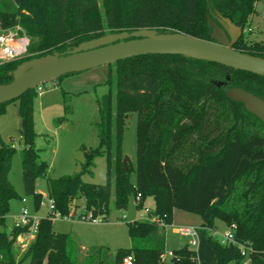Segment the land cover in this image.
<instances>
[{"label": "trees", "instance_id": "16d2710c", "mask_svg": "<svg viewBox=\"0 0 264 264\" xmlns=\"http://www.w3.org/2000/svg\"><path fill=\"white\" fill-rule=\"evenodd\" d=\"M258 1L0 0L1 26L20 25L31 42L28 57L0 66V86L11 83L10 74L26 61L108 34L149 29L213 42L206 18L213 20L211 14L248 32ZM248 36L243 35L234 49L264 59V42ZM108 68L114 70L104 84L108 91L97 100L99 146L83 171L88 172L95 157L105 156L107 183L89 184L82 175L48 179L47 194L56 210L67 216L83 205L93 217L106 221L112 200L117 210L125 211L131 196H142L138 209L153 198V215L164 226L129 223L131 247L117 252L115 264L129 256L133 264H165V231L175 210L199 216L204 234L215 231L216 220L236 227L235 245L208 237L216 264H243L241 247L250 251V264H264V125L226 95L228 89L238 88L264 100V78L181 56H143ZM35 94L29 91L19 99V116L24 192L39 208L37 183L47 177L48 165L35 147ZM133 114L138 119L134 170L124 167L122 153L123 131ZM14 152L13 144H5L0 134L1 226L11 202L21 199L9 179ZM27 231L14 226L10 234L0 233V264H104L102 253L94 249L80 262L79 245L73 237L56 233L49 215L40 220L35 238L19 254L16 240ZM172 262L198 264L197 253L185 246L173 252Z\"/></svg>", "mask_w": 264, "mask_h": 264}, {"label": "rangeland", "instance_id": "374dc122", "mask_svg": "<svg viewBox=\"0 0 264 264\" xmlns=\"http://www.w3.org/2000/svg\"><path fill=\"white\" fill-rule=\"evenodd\" d=\"M256 15L252 19L249 40L264 42V0L256 4ZM208 22L212 18L206 17ZM211 27V26H210ZM212 34V33H211ZM37 46V42H34ZM78 45H74L77 47ZM69 47V46H68ZM67 47V49H68ZM66 49V50H67ZM66 50L64 52H66ZM114 70L100 67L92 71L76 74L44 85L41 92L36 91L33 99V116L35 147L40 160L48 165V174L45 179L37 183L36 192L41 195L39 208H36L33 196L24 192L22 176V150L24 148L21 138V118L19 116L20 101L16 100L3 105L4 112L0 114V134L5 144H13L15 148L10 182L21 199L11 202L10 212L5 217V225H0V233L10 234L17 218L23 209H27L31 216L45 218L48 215L46 207L47 180H56L63 177L82 175V180L89 184L105 185L107 183V158L97 156L92 160L88 172L83 174L90 158V153L99 146V100L108 89L104 85L109 73ZM229 90V89H228ZM137 115L133 114L126 122L123 131L122 153L128 159L127 165L136 168L137 162ZM124 161V160H123ZM131 181L135 182V174L131 173ZM25 199L26 203L22 200ZM44 201V202H42ZM145 208L152 209L153 198H148ZM44 205V206H43ZM82 209L80 205L75 213ZM72 211V212H73ZM90 217V216H88ZM174 220L166 228L165 264H173V252L188 246L197 253L198 264H215L217 254L208 242V237L213 236L220 241L230 228L223 222H214L215 231L207 230L206 234L199 232V246H189L188 239L175 233L182 227L201 228V218L197 215L183 211H174ZM140 211L137 209L136 200L131 196L128 208L119 211L112 200L109 206V218L101 223L66 221L63 218L53 220V229L58 234H66L74 241L89 251L94 249L100 254L104 264H115L119 250L129 249L128 224L141 222ZM16 250L23 253L24 249L16 242ZM87 251L80 249V262ZM37 264H42L38 262ZM243 264H250V251L246 249Z\"/></svg>", "mask_w": 264, "mask_h": 264}, {"label": "water", "instance_id": "95a60500", "mask_svg": "<svg viewBox=\"0 0 264 264\" xmlns=\"http://www.w3.org/2000/svg\"><path fill=\"white\" fill-rule=\"evenodd\" d=\"M213 42L180 33L137 30L113 33L81 43L65 54L54 53L22 63L10 74L11 83L0 86V105L19 100L29 91L76 75L109 67L118 62L143 56H181L186 59L214 63L264 78V59L237 52L234 47L243 29L229 19L211 14ZM228 99L244 105L246 111L264 125V100L238 88L226 91ZM128 159H124L126 168Z\"/></svg>", "mask_w": 264, "mask_h": 264}, {"label": "built area", "instance_id": "2783aa9c", "mask_svg": "<svg viewBox=\"0 0 264 264\" xmlns=\"http://www.w3.org/2000/svg\"><path fill=\"white\" fill-rule=\"evenodd\" d=\"M30 39L24 29L20 25H15L12 28L4 29L0 24V66L22 60L29 56L30 49ZM43 86L36 89V91L41 92ZM14 148V146H13ZM46 207L48 209V215L54 219H64L68 221H77L81 222H92V223H101L104 222L101 218L93 217L91 213L82 205V209L79 213H75V211H71L69 215L63 216L56 210L55 202L46 195ZM136 205L137 209L142 204V196L138 195L136 197ZM23 203H26V200H22ZM44 202V201H42ZM145 203L143 204L140 211V218L143 222L157 223L161 227H163L162 221L153 215L154 210H150L145 208ZM44 206V205H43ZM90 216V217H88ZM40 218L35 216H31L27 209H23L20 216L17 218L15 222L16 228H27L28 231L22 235H20L16 242L24 247H27L29 243L35 238L38 230V226L40 223ZM236 227L233 225L230 227V230L224 235V237L219 241L222 245H235L234 241V231ZM199 230L191 227H182L175 231L177 235L182 238L188 239L189 246L193 248L198 247L199 245ZM243 254H246V249L241 247ZM123 264H133V257L129 256L123 260Z\"/></svg>", "mask_w": 264, "mask_h": 264}, {"label": "crops", "instance_id": "0c3cea01", "mask_svg": "<svg viewBox=\"0 0 264 264\" xmlns=\"http://www.w3.org/2000/svg\"><path fill=\"white\" fill-rule=\"evenodd\" d=\"M147 202H148V201H146V203H147ZM152 204H153V206H152L153 208H152L151 210H154V209H155V202H154V200H153V203H152ZM173 216H174V214H173ZM173 220H174V217H173ZM142 222H143V221H142ZM201 226H202V222H201ZM32 241H33V240H32ZM32 241H31V242H32ZM31 242H30V243H31ZM30 243H29V244H30ZM198 246H199V245H198ZM196 248H197V247H196ZM80 249H81V251H84V252L87 251V249H84L83 246H81ZM216 260H217V258H216ZM39 263H40V262H39ZM36 264H37V263H36ZM42 264H45V263L42 262ZM215 264H216V262H215Z\"/></svg>", "mask_w": 264, "mask_h": 264}, {"label": "flooded vegetation", "instance_id": "af4514ba", "mask_svg": "<svg viewBox=\"0 0 264 264\" xmlns=\"http://www.w3.org/2000/svg\"><path fill=\"white\" fill-rule=\"evenodd\" d=\"M244 31V33H243V35H247L248 34V32H246L245 30H243ZM250 31V30H249ZM249 33H251V32H249ZM243 37V36H242ZM240 41V40H239ZM79 46V45H78ZM77 46V47H78ZM76 47H74V46H72V45H70L69 47H68V49L66 50V52H62V53H60V54H65V53H67V52H69V51H72L73 49H75Z\"/></svg>", "mask_w": 264, "mask_h": 264}]
</instances>
